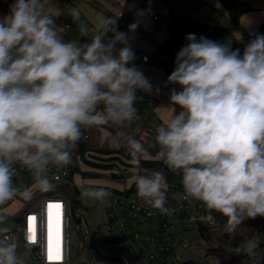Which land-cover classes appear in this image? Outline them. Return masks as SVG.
<instances>
[{"label":"clouds","instance_id":"1","mask_svg":"<svg viewBox=\"0 0 264 264\" xmlns=\"http://www.w3.org/2000/svg\"><path fill=\"white\" fill-rule=\"evenodd\" d=\"M49 5L50 0H14L0 18V205L54 190L46 175L49 166L71 163L83 129L110 126L116 129L113 142H126L129 163L138 170L131 178L137 197L171 215L164 171L140 168L153 156L125 131L138 119L137 91L153 90L133 64L129 38L116 29V19L99 18L103 32L90 43L65 42ZM79 27L87 36V26ZM186 39L167 78L180 86L170 92L171 104L180 110L173 108L156 127L155 159L180 175L179 201H199L226 218L225 251L251 259L260 248L257 238L236 247L231 242L243 221L264 217V35H255L243 54L232 49L231 41L195 34ZM17 163L33 174L31 187L13 184ZM81 195L104 201L111 194L99 187L85 188ZM5 219L0 214V223ZM33 235L34 226L28 225V246L36 243ZM18 247L13 239L0 238V264H25Z\"/></svg>","mask_w":264,"mask_h":264},{"label":"built area","instance_id":"2","mask_svg":"<svg viewBox=\"0 0 264 264\" xmlns=\"http://www.w3.org/2000/svg\"><path fill=\"white\" fill-rule=\"evenodd\" d=\"M154 19H158V16H154ZM68 27L65 24V28ZM153 31L152 28L148 30L149 33ZM257 34L264 35V19ZM136 58L135 55L134 61ZM141 61L147 62L148 55H142ZM155 125L159 126L157 121ZM13 167L16 169L13 184L16 185L30 171L18 163ZM118 169L119 176H128V168ZM49 173L54 184L65 182L70 177V171L65 167H54ZM182 192L181 178L171 188L168 186L166 207L174 209L171 215L146 206L136 193L109 192L106 220L95 227H91V210L88 207L82 206L76 210L77 223L73 225L70 205L64 196L49 194L38 201H34V196L30 201L22 200L20 212L13 215L14 227L1 229L0 238H11L18 243V253L23 256L25 264H187L185 248L189 246V239L185 233L194 226H208L206 221L216 224V216L199 201H179L176 195ZM49 203L60 207L49 209ZM50 212L53 217V248L58 256L56 260L49 259ZM29 216L37 218L33 222L37 240L31 246L24 240ZM139 223H143L146 229L135 230ZM73 233L81 240L79 247L72 244Z\"/></svg>","mask_w":264,"mask_h":264},{"label":"crops","instance_id":"3","mask_svg":"<svg viewBox=\"0 0 264 264\" xmlns=\"http://www.w3.org/2000/svg\"><path fill=\"white\" fill-rule=\"evenodd\" d=\"M151 1L160 2L164 5L162 7V14H158L151 8ZM174 3L179 4V16L183 19L192 20L199 22L204 25L205 29L213 34H219L221 36L218 40H213L216 42L224 43L226 41H231V47L233 50L239 49L240 53L243 54L246 44L255 38L256 31L261 26L264 19V0H235L237 3V10L240 12L239 20L236 22L233 20L226 7L223 5L221 0H172ZM14 3V0L9 2L8 8L0 12V18L9 13V6ZM126 0H50V5L47 9L49 14L54 20H57L59 24L57 27L60 29V34L65 42L75 41L82 43L90 34L94 33L96 30H101L98 27L99 18L110 19L107 12L114 15H120V11ZM165 8V10H164ZM107 11V12H106ZM166 13V14H164ZM154 16H158V19H154ZM134 22L141 28L139 30H130L129 43L132 47L134 54L136 55V61H133L134 65L144 66L141 61V56L151 53L157 42L163 40L169 33L168 22L169 15L166 8L164 0H149L148 3L140 9H137L132 14ZM66 22L68 28H60L61 24ZM83 23L88 28V35L82 36L80 32L79 25ZM117 28V23L115 25ZM154 29L152 33H149V29ZM143 31V32H142ZM107 33L106 35L110 34ZM149 36H154L156 39H151ZM241 37V39H239ZM150 39L148 41L145 40ZM239 39V40H238ZM140 49H138V46ZM122 47V46H119ZM148 77L149 82L153 86L151 94L155 101V105L152 106V113L155 112V121L158 125L167 120L173 113V108L176 112H179V106H173L170 102V92L173 88L177 91L180 90V86L168 82V76L159 68H151L145 75ZM150 108V109H151ZM102 140H106L108 137L113 136L114 129L109 126H100ZM84 135V129L82 130ZM123 143V142H122ZM81 146L85 145L84 140L79 142ZM117 148L122 150L127 148H122L117 145ZM92 154H100L99 152H94L95 150H90ZM99 151V150H96ZM86 154V153H85ZM84 154V155H85ZM105 158H102L93 165V172L101 173L99 177H85L81 173H76L73 176L74 183L81 188V185L85 184H96L103 182H108L111 190L114 191L116 185L119 189L117 194L123 192L131 194L130 190L133 188V182L127 186L128 180L126 177H121L118 175L119 164H114L115 158H119L117 152L111 154H105ZM83 153L79 156V164L81 166V161ZM101 156V155H100ZM56 166L50 165L49 170L46 175L49 177L50 169ZM131 173V172H130ZM117 174V177H112V175ZM120 177V179H119ZM125 178V179H124ZM35 183L34 176L30 172L23 179L18 181L15 186L24 189L31 187ZM124 183V186H121ZM116 190V189H115ZM119 191V192H118ZM38 192V191H37ZM35 193V197L37 195ZM110 192V191H108ZM61 196L60 194H54ZM81 196V189H80ZM19 197V196H18ZM20 209L22 207V197ZM15 199V198H14ZM83 206L88 207L91 210L90 224L94 227L106 220L107 209L110 203V196L105 198L104 201L97 200H86L82 199ZM97 206L98 209L94 210ZM103 218V219H102ZM96 221V222H95ZM190 262L188 261L187 264Z\"/></svg>","mask_w":264,"mask_h":264},{"label":"trees","instance_id":"4","mask_svg":"<svg viewBox=\"0 0 264 264\" xmlns=\"http://www.w3.org/2000/svg\"><path fill=\"white\" fill-rule=\"evenodd\" d=\"M10 1L11 0H0V12L8 8ZM148 1L149 0H126V3L120 11V15H114L107 11L106 12L110 19H116V29L125 33L130 40L129 26L135 23L132 14L137 9L143 8L148 3ZM164 1L169 15V33L163 40L157 42L154 50L148 54V61L144 63L146 68L135 64V66L141 70L144 75H146L151 68H159L167 76H169L176 67L175 58L178 51L188 43L186 39L188 34H195L197 38L204 36L212 41L221 38L219 34H213L207 31L203 24L181 18L179 16L178 3L176 4L172 0ZM221 2L226 7L230 17L237 22L239 20L240 12L237 10V3L235 0H221ZM57 20H55L56 25L59 24ZM65 24L67 23H62L60 28L65 27ZM135 30L141 31V28L137 25ZM96 34H102L101 30H96L94 33L90 34L82 42V44L90 43L91 37ZM106 36L110 39L112 37V33ZM119 46L122 45H117V47ZM137 96L138 99L135 107L137 108L138 119H136L130 127L126 128L125 131L128 135L141 141L153 156V160L151 161L142 160L140 168L163 170L168 186L171 188L181 177L180 175L169 171L161 161L155 159L158 146L155 145L156 125L155 116L152 113L151 108L152 105H155L153 95L151 93H144L138 90ZM139 97L143 98L140 99ZM111 128L114 129V136L116 129L114 127ZM113 136L108 137L103 141L99 127L84 129V135H82V138L77 142L75 148L72 150L71 163L65 166V168H68L70 171L69 180L56 184L52 182L55 186L54 190L47 193L38 192L34 198V201H38L42 197L49 194H61L60 192L66 191V195L72 202L73 210L81 208L83 204L80 196V188L74 183L73 176L76 173H81L85 177H99L102 174L92 171H83L79 164V156L83 151L88 149H117V145L122 148H127L126 142L124 141L114 143L112 140ZM82 139L85 142L84 146L79 144ZM48 174L50 177V173ZM225 219L226 218L221 216V226L224 225ZM199 228L198 235L193 238L195 240L191 241L189 244L190 253H193L197 256L196 262H206L208 264H264V217L257 216L254 219H246L243 221L242 225L238 227L235 237L231 242L232 247H236L238 244H243L253 237L257 238L260 242V248L256 250L255 256H253L251 259L245 254L235 255L227 253L225 248L228 244L229 237L226 242H220L214 239L208 228Z\"/></svg>","mask_w":264,"mask_h":264},{"label":"rangeland","instance_id":"5","mask_svg":"<svg viewBox=\"0 0 264 264\" xmlns=\"http://www.w3.org/2000/svg\"><path fill=\"white\" fill-rule=\"evenodd\" d=\"M150 5H151L152 10H154L158 14H162L161 13L162 7H164V5L162 3L151 1ZM164 10H165V8H164ZM164 14H166V13H164ZM149 38H151L153 40L156 39V37H154V36H149ZM149 38L148 39L145 38V40L148 41V45L151 46V44H149V42H150ZM138 49H140L139 46H138ZM143 67L146 68V65H144ZM153 114H154V116H156L155 112H153ZM90 150H92V149H88V150H85V151L82 152L83 153V156H82L83 160L81 161V166H82V170L83 171L91 172L93 170V169H91V168H93V165H95L97 161L99 162V160H101L102 158H105L104 153L105 154H111L113 152H117L119 154V158H115L114 159L115 160L114 164H119V165H121L119 167H126V168L129 169V174L126 177V180H128L127 186H129L132 183V179H131L132 176L138 174V170L133 165H131L129 163L131 157L129 156L127 149H124V150H122L120 148H117V149H112V148H110V149L109 148L94 149L95 150L94 152H99L100 153L99 155L98 154H92L91 152H93V151H90ZM96 150H99V151H96ZM139 174H142V173L139 172ZM119 179H120V177H119ZM108 184H109L108 182H103V181H101L100 183H96V184H85V185L83 184V185H81V188H80L81 189V193H82V191L85 188H99V187H103L107 191H110V192H117V190L119 189L116 185H114L116 190L114 189V191H113V190L110 189L112 186H110ZM123 184L124 183H121V186H124ZM112 189H113V187H112ZM64 192H60L61 193L60 195L64 196L65 199L68 201V203L70 205L71 221H72L73 225H76L77 221H76L75 216L77 215V211L73 210L72 202L70 201V199L66 195L67 192L66 191H64ZM130 192L131 193H136L135 184H134L133 188L130 190ZM82 199L84 201L92 200V199H89V198L83 197V196H82ZM20 204H21V199L17 196L15 199L6 202L3 205H0V214L4 215L6 217L4 222L0 223V230L4 229V228L11 229V228L14 227L15 218L13 217V215H15L16 213L20 212ZM97 209H98V207L95 206L94 210H97ZM214 214L216 216V221H215L216 224H214V225L213 224H209V222L206 221L208 226L201 225L199 227L208 228L210 233L212 234V236L214 237L215 240L220 241V242H226L228 240V235L224 233V228H223V226L220 225V223H221V215L219 213H215V212H214ZM91 227H93L92 224H91ZM199 227L198 226H194L193 229H189L185 233V235L189 239V244H190L191 241L195 240L193 238L198 235V230L200 229ZM145 229H146V227H145V225L143 223H139L138 226L135 228V230H139V231L140 230H145ZM72 240H73L72 244L74 246H76V247L80 246L81 240L77 237V235L75 233L72 234ZM185 250H186V253H187V259L190 262L189 264H208L206 262H196V257L197 256L195 254H193V253H190L189 246H187L185 248Z\"/></svg>","mask_w":264,"mask_h":264},{"label":"snow or ice","instance_id":"6","mask_svg":"<svg viewBox=\"0 0 264 264\" xmlns=\"http://www.w3.org/2000/svg\"><path fill=\"white\" fill-rule=\"evenodd\" d=\"M47 207L49 209H52L53 207H56V208H59L60 205H53L52 203H49L47 205ZM37 218L35 216H29L28 217V223H29V226L30 228L33 227V222L36 220ZM33 239L34 240H37V234H36V231H35V227H34V235H33ZM48 243H49V259L50 260H53L52 258V252H53V217H52V214L51 212L49 213V220H48ZM56 259H58V256L56 255ZM55 259V260H56Z\"/></svg>","mask_w":264,"mask_h":264},{"label":"water","instance_id":"7","mask_svg":"<svg viewBox=\"0 0 264 264\" xmlns=\"http://www.w3.org/2000/svg\"><path fill=\"white\" fill-rule=\"evenodd\" d=\"M117 174L112 175V177H117ZM17 222L20 223L19 219H17ZM246 255V254H245ZM247 256V255H246Z\"/></svg>","mask_w":264,"mask_h":264}]
</instances>
